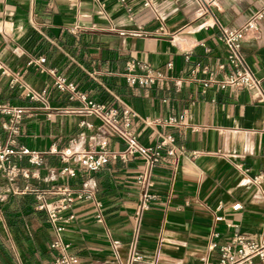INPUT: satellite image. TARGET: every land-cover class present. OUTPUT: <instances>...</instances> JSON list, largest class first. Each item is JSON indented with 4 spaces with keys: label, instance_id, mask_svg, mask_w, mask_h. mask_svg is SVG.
<instances>
[{
    "label": "crops",
    "instance_id": "0c3cea01",
    "mask_svg": "<svg viewBox=\"0 0 264 264\" xmlns=\"http://www.w3.org/2000/svg\"><path fill=\"white\" fill-rule=\"evenodd\" d=\"M264 0H0V62L36 91L43 105L0 76V104L25 108L15 148L40 154L35 167L12 158L25 175L0 173V264H50L55 230L34 194L47 205L58 190L83 192L61 213L60 238L77 264H218L219 248L234 234H264V104L253 92L220 88L229 72L218 27L238 28ZM264 93V20L241 48ZM43 62H40V60ZM128 62L162 78L133 86ZM138 72V69H136ZM63 77L87 100L113 108L137 141L158 148L148 170L127 155L87 171L59 152L84 151L105 137L107 149L124 144L81 104L58 91L49 73ZM0 144L6 140L1 125ZM171 152V153H169ZM71 172V173H70ZM149 172L154 196L137 239L140 259L127 260L133 240L138 175ZM72 216V219H67Z\"/></svg>",
    "mask_w": 264,
    "mask_h": 264
},
{
    "label": "built area",
    "instance_id": "2783aa9c",
    "mask_svg": "<svg viewBox=\"0 0 264 264\" xmlns=\"http://www.w3.org/2000/svg\"><path fill=\"white\" fill-rule=\"evenodd\" d=\"M263 20L264 6L254 12L249 20L238 28L218 27L219 40L225 48V63L220 68L222 69L224 66H227L229 72L222 80L215 82L222 89L239 88L249 90L253 92L257 102L264 104V93L261 82L253 76L245 64L241 52L245 39L257 34L259 24ZM40 62H43V60L41 59ZM136 69H138V72ZM49 73L53 77V84L58 91L67 93L69 100L77 101L81 104V108L77 112L98 119L101 126L116 136L125 146L121 154L110 152L107 149L105 137H102L97 139L94 147H90L87 150L78 151L69 147L60 151L58 154L63 162L72 161L87 171H97L109 159H124L127 155H136L143 159L147 164L148 170L154 168L160 162L161 154L158 148L154 149L141 145L128 129L129 114L127 111L120 118L115 109H107L101 104L87 100L83 94L75 89L73 84L66 82L63 77L56 75L53 71ZM0 76L8 77L11 87L22 89L27 99L32 102L41 103L45 110L48 109L45 92L36 91L31 88L26 82L20 79L19 75L11 73L1 62ZM161 78V74L151 71L147 66L133 62L126 64L124 79L129 85H154ZM25 112L26 110L23 107L0 104V116L6 117V121L2 123L1 128L7 135L4 143L0 144V173L9 182L14 181L19 175H25L24 171H21L18 166L12 163V158L26 157L27 161L35 167H40L42 164L39 153L30 151L24 147L15 148V137L19 133ZM136 184L141 189V193L135 209L133 240L130 243L127 256L129 263L136 262L140 259L137 253V239L141 220L149 210L150 202L154 198L150 193L152 182L150 181L149 172L138 175ZM57 194L61 197L57 204L51 206L45 203L42 194H34L35 199L39 202L37 210L46 213L55 230V239L51 247L58 249L59 255L50 264H77V258L67 253L69 244L64 243L60 238V234L63 231L61 222H66L62 220L61 213L66 211L74 200L91 199V195L83 192L73 194L65 189L58 190ZM67 219H72V216H69ZM218 264H264V234L257 241L249 240L239 234H234L230 244L219 248Z\"/></svg>",
    "mask_w": 264,
    "mask_h": 264
}]
</instances>
